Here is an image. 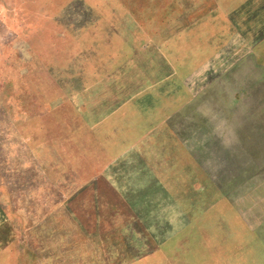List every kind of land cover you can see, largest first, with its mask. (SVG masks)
Instances as JSON below:
<instances>
[{
	"label": "rangeland",
	"instance_id": "374dc122",
	"mask_svg": "<svg viewBox=\"0 0 264 264\" xmlns=\"http://www.w3.org/2000/svg\"><path fill=\"white\" fill-rule=\"evenodd\" d=\"M0 264H264V0H0Z\"/></svg>",
	"mask_w": 264,
	"mask_h": 264
}]
</instances>
